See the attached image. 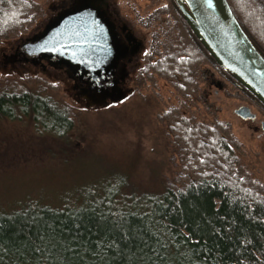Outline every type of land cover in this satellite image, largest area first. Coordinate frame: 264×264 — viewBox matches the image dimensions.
Masks as SVG:
<instances>
[{"label":"rangeland","instance_id":"rangeland-1","mask_svg":"<svg viewBox=\"0 0 264 264\" xmlns=\"http://www.w3.org/2000/svg\"><path fill=\"white\" fill-rule=\"evenodd\" d=\"M32 1L41 8L33 25L0 42V91L49 95L70 108L74 128L58 137L30 117L0 116V213L78 206L84 197H109L115 191L129 198L181 186L191 175L186 170L191 157L164 119L176 108L197 124L228 129L240 146L246 174L264 187V103L239 89L241 81L232 72L207 54L198 74L200 91L188 98L164 78L149 79L154 43L160 51L171 45L178 22L186 24V37L193 36L182 13L169 14L177 0H101L124 52L102 84L57 59L32 58L25 48L83 0ZM245 106L255 122L236 114Z\"/></svg>","mask_w":264,"mask_h":264},{"label":"trees","instance_id":"trees-1","mask_svg":"<svg viewBox=\"0 0 264 264\" xmlns=\"http://www.w3.org/2000/svg\"><path fill=\"white\" fill-rule=\"evenodd\" d=\"M227 1L264 58V0ZM177 6L169 14L182 13L195 34L186 37L178 22L171 45L151 46L147 74L188 98L200 91V68L214 55ZM40 10L32 0H0V42L28 30ZM0 116L30 117L58 137L74 128L70 108L41 92L0 91ZM164 119L191 157L184 184L0 213V264H264V187L246 174L239 144L223 125L197 124L177 108Z\"/></svg>","mask_w":264,"mask_h":264},{"label":"water","instance_id":"water-1","mask_svg":"<svg viewBox=\"0 0 264 264\" xmlns=\"http://www.w3.org/2000/svg\"><path fill=\"white\" fill-rule=\"evenodd\" d=\"M201 2L177 0L220 65L264 103V58L244 33L227 0H213V7L207 11L201 7ZM25 48L32 58L57 59L93 78L112 75L124 53L114 25L93 2L61 14ZM236 114L243 120L254 118L246 107L238 109Z\"/></svg>","mask_w":264,"mask_h":264},{"label":"flooded vegetation","instance_id":"flooded-vegetation-1","mask_svg":"<svg viewBox=\"0 0 264 264\" xmlns=\"http://www.w3.org/2000/svg\"><path fill=\"white\" fill-rule=\"evenodd\" d=\"M86 2H93L94 4H96L97 6H99L101 9H102V11L105 13V15H106V17L109 19V21L114 25V23L111 21V19L108 17L109 15L107 14V12H106V8H105V5H104V3H102V1L100 0V1H97V0H83V1H81L78 5H76V7L77 6H79V5H82V4H84V3H86ZM75 8V7H74ZM104 76V75H103ZM103 76L102 77H98V78H95V82L97 83V84H99V83H101L102 84V79H103ZM94 79V78H93ZM239 89H241L245 94H247V95H249L250 94V92L253 94V96H255V97H257L243 82L241 83L240 82V84H239ZM252 94H251V96H252ZM258 98V97H257ZM259 99V98H258ZM260 100V99H259ZM261 101V100H260ZM246 108H248L249 110H250V112H251V108L250 107H248V106H245ZM240 109V108H239ZM251 117H254L253 119H250V121L253 123V122H255V120H256V116L251 112ZM245 121H247V120H245ZM260 126H261V131L264 133V121H262L261 122V124H260Z\"/></svg>","mask_w":264,"mask_h":264},{"label":"snow or ice","instance_id":"snow-or-ice-1","mask_svg":"<svg viewBox=\"0 0 264 264\" xmlns=\"http://www.w3.org/2000/svg\"><path fill=\"white\" fill-rule=\"evenodd\" d=\"M238 2H239V0H238ZM201 7L205 11H207L208 9L213 7V0H202ZM82 15H84V14H82ZM88 15H90V13ZM93 23H94V21H93ZM53 50H55V49H53ZM37 251H39V249H37Z\"/></svg>","mask_w":264,"mask_h":264}]
</instances>
